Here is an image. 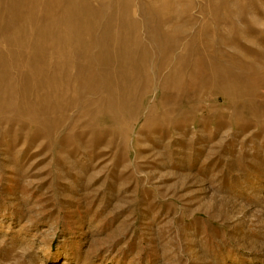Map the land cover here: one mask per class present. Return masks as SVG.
Here are the masks:
<instances>
[{"label": "rangeland", "instance_id": "obj_1", "mask_svg": "<svg viewBox=\"0 0 264 264\" xmlns=\"http://www.w3.org/2000/svg\"><path fill=\"white\" fill-rule=\"evenodd\" d=\"M0 264H264V0H0Z\"/></svg>", "mask_w": 264, "mask_h": 264}]
</instances>
